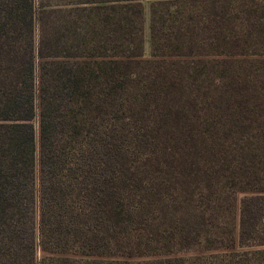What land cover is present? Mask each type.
I'll return each mask as SVG.
<instances>
[{"label":"trees","instance_id":"trees-1","mask_svg":"<svg viewBox=\"0 0 264 264\" xmlns=\"http://www.w3.org/2000/svg\"><path fill=\"white\" fill-rule=\"evenodd\" d=\"M144 16L0 0V264H264V0Z\"/></svg>","mask_w":264,"mask_h":264},{"label":"rangeland","instance_id":"rangeland-1","mask_svg":"<svg viewBox=\"0 0 264 264\" xmlns=\"http://www.w3.org/2000/svg\"><path fill=\"white\" fill-rule=\"evenodd\" d=\"M149 3L144 0V29H143V36H144V56L147 58L149 56ZM245 196V194H238L237 195V207L239 206V201ZM264 220V218H263ZM39 243V238L37 240ZM46 255L41 251L39 245L36 250V258L37 262H39L45 257Z\"/></svg>","mask_w":264,"mask_h":264},{"label":"crops","instance_id":"crops-1","mask_svg":"<svg viewBox=\"0 0 264 264\" xmlns=\"http://www.w3.org/2000/svg\"><path fill=\"white\" fill-rule=\"evenodd\" d=\"M149 4L153 3V2H157V1H169V0H146ZM144 2V0H143Z\"/></svg>","mask_w":264,"mask_h":264}]
</instances>
